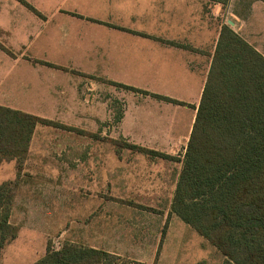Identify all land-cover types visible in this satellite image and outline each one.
<instances>
[{
  "label": "crops",
  "instance_id": "obj_1",
  "mask_svg": "<svg viewBox=\"0 0 264 264\" xmlns=\"http://www.w3.org/2000/svg\"><path fill=\"white\" fill-rule=\"evenodd\" d=\"M24 1L35 11L0 0L8 50L0 47V106L95 134L114 126L112 140L155 152L123 150L124 189L169 190L172 206L222 29L264 56V0ZM99 156L98 139L38 124L20 171L16 159L0 161V186L18 183L11 224L42 221L52 203H75L76 187L63 182L53 192L52 174L64 168L49 159ZM114 181L109 175L105 184L115 189Z\"/></svg>",
  "mask_w": 264,
  "mask_h": 264
},
{
  "label": "trees",
  "instance_id": "obj_2",
  "mask_svg": "<svg viewBox=\"0 0 264 264\" xmlns=\"http://www.w3.org/2000/svg\"><path fill=\"white\" fill-rule=\"evenodd\" d=\"M38 124L84 132L0 106V161L16 159L20 171ZM17 185L0 186V254L18 234L10 222ZM171 212L218 249L222 264H264V56L228 26L221 32ZM34 264L145 263L70 242L55 249L49 242Z\"/></svg>",
  "mask_w": 264,
  "mask_h": 264
},
{
  "label": "rangeland",
  "instance_id": "obj_3",
  "mask_svg": "<svg viewBox=\"0 0 264 264\" xmlns=\"http://www.w3.org/2000/svg\"><path fill=\"white\" fill-rule=\"evenodd\" d=\"M116 105L115 123L121 111L120 104ZM114 128L102 126L98 134L83 132L99 140V157H84L77 163L75 159H49L52 166L64 168L62 174H52L53 192L58 193L63 182L76 187L75 203L46 205L51 215L45 213L42 221L20 222V237L4 248L0 264H29L45 256L49 242L60 249L69 241L145 264L223 263L224 256L215 246L171 212L169 190L124 189L123 168L118 162L124 161L122 152L129 147L121 138H109ZM35 165H40L39 159ZM109 175L115 177V189L105 184ZM32 246L35 252L28 253Z\"/></svg>",
  "mask_w": 264,
  "mask_h": 264
}]
</instances>
